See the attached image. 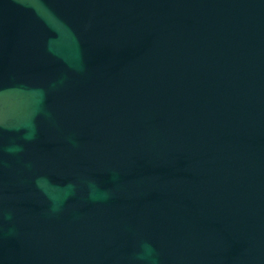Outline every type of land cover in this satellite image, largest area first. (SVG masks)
Segmentation results:
<instances>
[{
    "label": "water",
    "instance_id": "water-1",
    "mask_svg": "<svg viewBox=\"0 0 264 264\" xmlns=\"http://www.w3.org/2000/svg\"><path fill=\"white\" fill-rule=\"evenodd\" d=\"M0 264H264V0H0Z\"/></svg>",
    "mask_w": 264,
    "mask_h": 264
}]
</instances>
